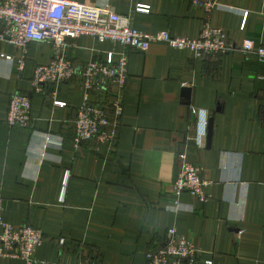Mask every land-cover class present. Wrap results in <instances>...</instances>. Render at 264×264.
Wrapping results in <instances>:
<instances>
[{
    "label": "crops",
    "instance_id": "obj_1",
    "mask_svg": "<svg viewBox=\"0 0 264 264\" xmlns=\"http://www.w3.org/2000/svg\"><path fill=\"white\" fill-rule=\"evenodd\" d=\"M77 1L130 16L147 33L198 38L209 22L235 50L198 58L166 43L136 51L82 35L68 41L75 78L36 90L35 69L52 61V44L32 42L21 70L23 51L0 39V215L15 227L41 229L45 240L36 257L55 264H148L147 255L167 243L173 227L200 249L202 264H264V62L239 49L246 38L264 45V0H218L210 14L192 0ZM123 50L129 76L118 140L110 146L94 138L76 147L82 69L112 52L117 60ZM14 93L31 97L29 128L7 122ZM116 93L110 85L91 101L113 114ZM204 116L208 125L212 119L210 139L208 125L206 134L199 132ZM182 152L201 167L208 199L184 192L176 209ZM0 264L25 263L3 257Z\"/></svg>",
    "mask_w": 264,
    "mask_h": 264
},
{
    "label": "built area",
    "instance_id": "obj_2",
    "mask_svg": "<svg viewBox=\"0 0 264 264\" xmlns=\"http://www.w3.org/2000/svg\"><path fill=\"white\" fill-rule=\"evenodd\" d=\"M192 3L209 14L221 6L218 0H192ZM82 35H91L101 42L111 40L136 51H147L153 43H166L177 49L189 50L198 58L216 57L235 50L229 44L226 32L209 22L205 23L198 38L177 37L169 31L147 33L138 30L132 26L130 16L118 14L109 7L77 0H0V39L8 40L23 51L19 69L24 68L26 52L32 42L52 44V61L35 69L33 85L36 90H41L44 84L59 86L75 78L77 68L67 56L68 41ZM239 49L246 54H255L259 61L264 62V45L258 44L255 39L246 38ZM2 56L11 58L6 54ZM128 65L129 53L123 50L117 60L112 52L106 61L93 60L82 69L84 98L75 120L76 147H81L94 138L99 143H108L110 146L116 144L121 127L120 95L128 82ZM110 85L115 86L117 92L110 104L113 114L105 104L91 101L94 92H108ZM54 103L65 105L59 100H54ZM31 109L32 100L29 95L14 93L7 116L9 126L31 127ZM199 123L200 134H206L207 118L201 117ZM48 141H51L50 138ZM179 156L182 159V168L173 185L177 196L175 208H181L179 197L184 192H189L200 201L206 202L208 182L201 175V167L192 164L186 152L180 153ZM69 178L68 172L61 193L62 201L66 197ZM44 240L41 229L32 225L15 227L0 215V258L20 259L25 264H55L36 257L37 250ZM60 241L63 243L65 239ZM199 252L200 249L192 241L179 236L177 229L173 227L168 230L167 243L149 253L147 261L148 264H202L198 260ZM205 264L213 262L207 261Z\"/></svg>",
    "mask_w": 264,
    "mask_h": 264
},
{
    "label": "water",
    "instance_id": "obj_3",
    "mask_svg": "<svg viewBox=\"0 0 264 264\" xmlns=\"http://www.w3.org/2000/svg\"><path fill=\"white\" fill-rule=\"evenodd\" d=\"M185 91H187L189 93V90L188 89H185ZM208 130H209V139L211 137V134H212V119H210V122H209V125H208Z\"/></svg>",
    "mask_w": 264,
    "mask_h": 264
}]
</instances>
